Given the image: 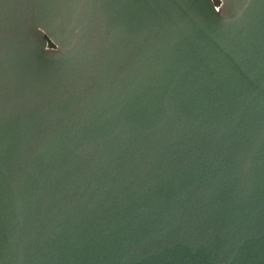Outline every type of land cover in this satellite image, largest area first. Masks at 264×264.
Here are the masks:
<instances>
[{
	"label": "water",
	"instance_id": "95a60500",
	"mask_svg": "<svg viewBox=\"0 0 264 264\" xmlns=\"http://www.w3.org/2000/svg\"><path fill=\"white\" fill-rule=\"evenodd\" d=\"M0 264H264V0H0Z\"/></svg>",
	"mask_w": 264,
	"mask_h": 264
},
{
	"label": "trees",
	"instance_id": "16d2710c",
	"mask_svg": "<svg viewBox=\"0 0 264 264\" xmlns=\"http://www.w3.org/2000/svg\"><path fill=\"white\" fill-rule=\"evenodd\" d=\"M50 45H51V43H50Z\"/></svg>",
	"mask_w": 264,
	"mask_h": 264
}]
</instances>
